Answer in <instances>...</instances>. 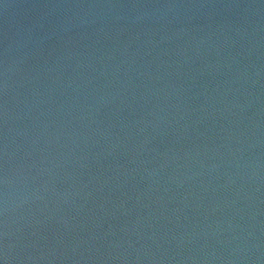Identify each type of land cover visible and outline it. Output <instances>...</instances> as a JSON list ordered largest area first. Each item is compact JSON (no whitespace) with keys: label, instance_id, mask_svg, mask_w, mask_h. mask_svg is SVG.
I'll use <instances>...</instances> for the list:
<instances>
[{"label":"water","instance_id":"water-1","mask_svg":"<svg viewBox=\"0 0 264 264\" xmlns=\"http://www.w3.org/2000/svg\"><path fill=\"white\" fill-rule=\"evenodd\" d=\"M0 264H264V0H0Z\"/></svg>","mask_w":264,"mask_h":264}]
</instances>
